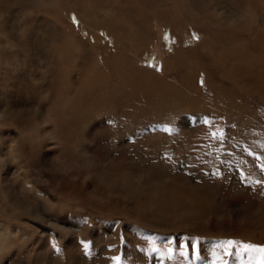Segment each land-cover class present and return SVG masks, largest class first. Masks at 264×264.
<instances>
[{"label":"rangeland","instance_id":"rangeland-1","mask_svg":"<svg viewBox=\"0 0 264 264\" xmlns=\"http://www.w3.org/2000/svg\"><path fill=\"white\" fill-rule=\"evenodd\" d=\"M226 240L264 246V0H0V264H258Z\"/></svg>","mask_w":264,"mask_h":264},{"label":"snow or ice","instance_id":"snow-or-ice-1","mask_svg":"<svg viewBox=\"0 0 264 264\" xmlns=\"http://www.w3.org/2000/svg\"><path fill=\"white\" fill-rule=\"evenodd\" d=\"M257 183H261V181H257ZM83 246L85 248L88 247L86 243H83ZM219 247H222L224 249V256L227 257L241 255L243 253H258L260 256L258 264H264V246H256L253 244L242 243L238 246L237 251L233 252L232 249L236 247V242L232 240H226L223 241L221 245H219ZM114 259L116 260L117 264H119L120 257H115ZM221 264H228V260H222Z\"/></svg>","mask_w":264,"mask_h":264},{"label":"bare ground","instance_id":"bare-ground-1","mask_svg":"<svg viewBox=\"0 0 264 264\" xmlns=\"http://www.w3.org/2000/svg\"><path fill=\"white\" fill-rule=\"evenodd\" d=\"M106 8V7H105ZM116 11V10H115ZM181 12V11H180ZM167 15V14H166ZM161 17H163V16H161Z\"/></svg>","mask_w":264,"mask_h":264}]
</instances>
